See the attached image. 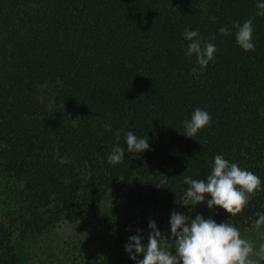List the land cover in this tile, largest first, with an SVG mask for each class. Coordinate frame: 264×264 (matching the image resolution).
Masks as SVG:
<instances>
[{"label":"trees","instance_id":"trees-1","mask_svg":"<svg viewBox=\"0 0 264 264\" xmlns=\"http://www.w3.org/2000/svg\"><path fill=\"white\" fill-rule=\"evenodd\" d=\"M259 2L0 0V264H22V242L79 205L109 198L165 216L189 187L184 177L206 179L218 154L256 174L261 191L240 214L214 208L210 218L239 230L264 215ZM249 18L255 50L245 52L232 24ZM186 28L215 35L204 70L185 55ZM197 107L212 121L193 139L184 121ZM117 130L124 162L110 165ZM128 131L150 150L127 152ZM152 220L175 254L170 219ZM148 223L117 215L92 250L63 264H136L125 245L141 229L146 246Z\"/></svg>","mask_w":264,"mask_h":264},{"label":"clouds","instance_id":"clouds-1","mask_svg":"<svg viewBox=\"0 0 264 264\" xmlns=\"http://www.w3.org/2000/svg\"><path fill=\"white\" fill-rule=\"evenodd\" d=\"M257 16L264 17V2L256 4ZM253 19L249 18L243 24L233 23L236 30L235 41L245 52L255 50L253 43ZM221 35H229L228 27L219 29ZM183 37L188 41L185 55H195L196 62L204 70L210 62H214L217 48L211 41L215 35L207 40L200 37L196 30L185 29ZM210 114L197 107L191 119L184 121L185 136L193 138L203 128L210 126ZM106 130H111L110 124H105ZM116 145L107 157L110 165L124 162L125 149L120 146L121 133L115 132ZM127 152L133 155L150 150L148 138H138L132 131L124 136ZM184 184L189 187L185 191L187 206H197L205 203L212 210L220 208L234 217L240 214L249 200L261 191L260 178L251 171L241 168L237 163H230L223 155L214 157L211 173L206 179H192L184 177ZM170 240L174 241L175 254L168 248L161 246L164 238L157 229L154 220H149L147 245L142 244L143 237L139 235L141 229H136L137 235L129 237L125 245V252L136 264H260L264 261V244L257 250L254 244L241 237L240 231L227 222L217 223L209 218L205 219L197 214L194 219L173 211L169 220ZM264 226V215L255 221V227ZM142 258L138 259V256ZM253 257H257L254 259Z\"/></svg>","mask_w":264,"mask_h":264},{"label":"rangeland","instance_id":"rangeland-1","mask_svg":"<svg viewBox=\"0 0 264 264\" xmlns=\"http://www.w3.org/2000/svg\"><path fill=\"white\" fill-rule=\"evenodd\" d=\"M187 204L184 195L165 216H159V213L152 209L134 210L121 201L113 202L109 198L89 208L79 205L67 213L66 220L37 235L27 237L22 242V264H63L76 255L86 254L99 242L102 228L117 215L140 220H152L154 217L170 219L171 213L176 211L189 216L190 219H194L197 214L205 219L210 218L211 210L207 208L206 202L194 207ZM239 231L241 237L251 241L257 250L264 244V226L257 229L254 223Z\"/></svg>","mask_w":264,"mask_h":264}]
</instances>
